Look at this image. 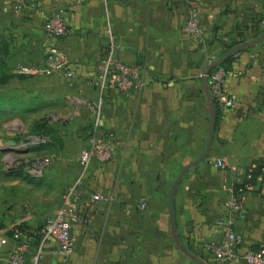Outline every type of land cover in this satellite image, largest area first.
Returning a JSON list of instances; mask_svg holds the SVG:
<instances>
[{
  "label": "crops",
  "instance_id": "crops-1",
  "mask_svg": "<svg viewBox=\"0 0 264 264\" xmlns=\"http://www.w3.org/2000/svg\"><path fill=\"white\" fill-rule=\"evenodd\" d=\"M55 3L67 10L69 31L58 45L66 52L67 68L74 76L54 75L37 94L40 101L59 109L62 147L55 144L56 162L42 179L40 208L6 221L0 238L8 239L16 222L38 231L58 211L79 174L78 155L96 120L99 90L93 80L101 76L107 46L103 0H0V32L9 34L0 41L11 42L18 30L43 33ZM12 4L23 8L13 11ZM108 7L120 56L141 66L146 85L131 96L113 89L104 94L100 130L114 132L119 145L112 160L94 161L90 167L84 185L87 194L72 229L73 251L59 255L50 242L42 262L210 264L213 257L205 245L220 239L218 222L229 213L230 192L224 186L242 184L252 163L260 167L262 180L249 191L246 218L235 228L243 236L244 248L264 247V40L227 60L223 89L234 106L219 105V110L216 106L210 154L192 166L177 186L175 229L170 210L177 176L206 147L212 105L202 79L206 65L264 31V0H108ZM191 9L199 12L205 31L201 39L182 31ZM62 124H69L68 129ZM218 158L225 160V168L215 165ZM96 192L107 199L83 219L85 203ZM36 220L42 223L35 225ZM39 239V235L23 239L28 264ZM13 243L8 239L0 246V264H6ZM233 264L246 263L240 259Z\"/></svg>",
  "mask_w": 264,
  "mask_h": 264
},
{
  "label": "built area",
  "instance_id": "built-area-1",
  "mask_svg": "<svg viewBox=\"0 0 264 264\" xmlns=\"http://www.w3.org/2000/svg\"><path fill=\"white\" fill-rule=\"evenodd\" d=\"M106 16V35L107 47L103 59L101 76L94 81L99 90V99L96 104V120L93 130L88 138V143L78 155L80 171L75 182L68 187L64 196L62 206L58 211L46 218L43 226L38 230H29L23 226V222H16L10 229V237L14 241L11 250L8 252L6 264H28L26 256L24 238L39 235L40 239L36 246L30 264H44L42 262L45 246L52 242L57 247L59 255L68 256L74 248L75 237L73 235V226L80 217V205L83 197L87 194L84 185L89 174L90 167L94 161L107 163L113 159L119 140L114 132L100 130V115L103 104V97L107 90L113 89L118 92L131 96L133 93L141 91L146 80L143 70L138 64H129L120 56V46L115 37L108 0H103ZM10 7L14 11H20L21 4H12ZM67 10L59 4L52 7V10L44 23V31L52 40L47 47L46 56L39 65H20L17 72L30 76H49L64 74L72 79L74 72L67 68L68 56L56 42L67 35L68 22ZM264 23V22H262ZM182 31L193 39H201L204 36V27L202 25L199 12L196 9L189 11L188 17L182 24ZM226 75L225 66H215L208 74V85L211 94L219 100L221 106L230 108L234 106V99L223 89L224 77ZM51 139L49 136L37 138V143H47ZM48 162H43L33 169L37 176H43V172ZM215 165L219 168H225L226 163L222 158L215 160ZM258 168L256 163H252L245 175V181L238 186H224L225 190L230 192L228 202L229 213L227 217L220 220L218 224L222 227L221 237L216 241H210L205 245L207 251L212 254L210 264H233L237 260H244L246 264H264V247L244 248L243 236L236 230L238 221L246 218V198L254 188L253 179L261 181V175L255 176ZM107 197L100 192L92 193L85 203L86 213L83 219L90 217L100 201ZM142 207L145 204H141ZM8 239L1 237L0 246L8 242Z\"/></svg>",
  "mask_w": 264,
  "mask_h": 264
},
{
  "label": "rangeland",
  "instance_id": "rangeland-1",
  "mask_svg": "<svg viewBox=\"0 0 264 264\" xmlns=\"http://www.w3.org/2000/svg\"><path fill=\"white\" fill-rule=\"evenodd\" d=\"M13 33L11 42L6 44L1 41L9 34L0 32V227L6 221L21 218L27 209L33 213L40 208L44 199L42 179L57 158L54 142L37 143V138L44 135L37 131L38 122L46 118L57 131L60 127L56 118L59 109L40 101L37 94L44 81L54 75L30 76L17 72L20 65H39L52 40L44 26L43 33L36 29ZM59 41L56 42L59 44ZM68 126L62 124L61 128L68 129ZM43 162H48L43 176L35 175L33 169Z\"/></svg>",
  "mask_w": 264,
  "mask_h": 264
},
{
  "label": "water",
  "instance_id": "water-1",
  "mask_svg": "<svg viewBox=\"0 0 264 264\" xmlns=\"http://www.w3.org/2000/svg\"><path fill=\"white\" fill-rule=\"evenodd\" d=\"M263 40H264V31L260 35H258L257 37H255L254 39H252L250 41H244V42H241V43L231 47L224 54H222L220 57H218L217 59H215L214 61H211L209 64L206 65L205 72L202 76V79H203V84H204V86L208 92V96L212 102L211 111H210V115H211L210 128H209L206 147H205L204 151L200 154L199 157H197L195 160L191 161L188 165H186L185 167H183L181 169L179 175L177 176V178L175 180V184L172 188V191L170 193V210H171V214H172L173 229L176 228V225L174 223V196L176 193L177 186L180 183L181 178L185 175V173L192 166L198 164L199 162H201L202 160L207 158V156L210 154L212 142L214 139V133H215L216 121H217V111H216V104L213 101V96H212L210 89L208 87V84H207L208 74L215 66L221 65L222 63L227 61L232 55L238 53L239 51H241L243 49H246L250 46H253L257 43H260Z\"/></svg>",
  "mask_w": 264,
  "mask_h": 264
},
{
  "label": "trees",
  "instance_id": "trees-1",
  "mask_svg": "<svg viewBox=\"0 0 264 264\" xmlns=\"http://www.w3.org/2000/svg\"><path fill=\"white\" fill-rule=\"evenodd\" d=\"M228 61L222 63L221 65L222 66H225L227 64ZM214 102L216 103V106H217V109L219 110L220 107V103L217 99H214ZM92 130H93V127H92ZM91 130V132H92ZM37 131L38 133H42L46 136H49L51 141L50 142H54L55 144H58L59 146L61 145V139L58 135V132L57 130L55 129V127L52 126V124H50L49 120L46 119V118H42L39 120L38 122V128H37ZM90 132V134H91ZM260 167L258 166L256 172H255V176L257 175H260ZM257 180L256 179H253L252 180V183L255 184Z\"/></svg>",
  "mask_w": 264,
  "mask_h": 264
}]
</instances>
